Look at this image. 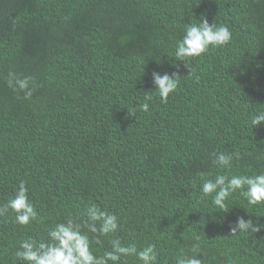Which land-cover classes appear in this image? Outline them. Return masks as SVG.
<instances>
[{"label":"trees","instance_id":"1","mask_svg":"<svg viewBox=\"0 0 264 264\" xmlns=\"http://www.w3.org/2000/svg\"><path fill=\"white\" fill-rule=\"evenodd\" d=\"M205 16L232 40L177 70L185 25ZM153 70L180 74L167 103ZM9 72L33 78L30 100L8 86ZM258 111L264 0H0V205L24 181L38 213L28 226L11 211L0 217V264L90 203L120 224L98 254L115 238L155 244L157 264H176L199 243L204 264H264V229L231 233L241 217L264 224V204L237 191L220 210L201 193L216 175L264 171V124L250 122ZM219 152L239 158L219 169Z\"/></svg>","mask_w":264,"mask_h":264},{"label":"clouds","instance_id":"2","mask_svg":"<svg viewBox=\"0 0 264 264\" xmlns=\"http://www.w3.org/2000/svg\"><path fill=\"white\" fill-rule=\"evenodd\" d=\"M231 40L232 32L228 26L209 23L206 16L199 22L188 23L176 45V63L173 66L179 70L182 64L188 71L190 58L200 57L210 47H222ZM151 77L161 102L167 103L170 94L178 88L180 74L178 71L161 73L153 70ZM7 84L15 92H23L24 100L31 99L36 87L32 77L21 79L12 72H9ZM137 107L142 112L149 111L148 103L139 104ZM250 122L255 129L259 128L264 124V111L256 112ZM234 158L238 159L239 153L219 152L211 162L219 169H229ZM28 191L26 183L21 181L14 196L0 205V217L11 211L15 214V222L21 226H28L37 220L38 213L29 200ZM237 191L250 206L264 204V171L252 175H216L214 180H205L201 187L203 197L211 196L213 205L220 210L227 208L226 201ZM119 227L115 213L103 210L95 203L87 204L82 212L75 216L69 215L64 222L50 227L47 230V240L36 242L31 237L21 240L14 253L15 264H157L159 254L156 245L152 243L138 248L134 243L124 244L120 239L112 238L109 240L110 247L98 254L94 245L103 246L102 238L112 236ZM262 229L264 224L252 219L245 221L241 217L231 233H258ZM201 251L199 243L192 245L188 251L181 249L176 264H204L203 260L196 258Z\"/></svg>","mask_w":264,"mask_h":264}]
</instances>
